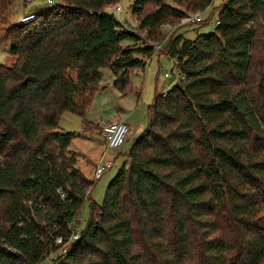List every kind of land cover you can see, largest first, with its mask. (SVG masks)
Wrapping results in <instances>:
<instances>
[{"label":"trees","instance_id":"trees-1","mask_svg":"<svg viewBox=\"0 0 264 264\" xmlns=\"http://www.w3.org/2000/svg\"><path fill=\"white\" fill-rule=\"evenodd\" d=\"M14 1L0 0V24ZM117 1L59 0L6 32L15 59L0 65V264H261L264 0H226L212 32L165 40L178 86L154 93L146 129L74 229L93 182L74 166L60 115L84 117L104 67L126 94L160 25L212 5L133 0L132 30L106 10Z\"/></svg>","mask_w":264,"mask_h":264},{"label":"rangeland","instance_id":"rangeland-1","mask_svg":"<svg viewBox=\"0 0 264 264\" xmlns=\"http://www.w3.org/2000/svg\"><path fill=\"white\" fill-rule=\"evenodd\" d=\"M59 0H55L58 3ZM171 3L170 0H165ZM226 0H212L210 8L205 10L188 11L187 14L200 13L201 21L183 25L180 19H171L167 23L175 28L176 33H181L187 39H193L197 34L210 33L216 25V8ZM133 0H118L115 4H120L122 11L117 13L109 11L120 22H127L128 28L135 30L138 27L136 15L131 11ZM114 4V5H115ZM155 6L148 4L143 16L147 11H151ZM52 4L45 0H15L7 12L4 24H0V65L10 66L15 56L9 53L10 40L6 38V32L14 23H18L23 15L44 12L50 10ZM177 20V21H176ZM166 23V22H165ZM179 26V27H178ZM138 32V30H136ZM143 37L142 32H138ZM167 36L160 33L157 43H162ZM129 41H122V45ZM166 42L160 48L163 52ZM154 52L146 59L143 69L133 68L128 78V87L126 94L122 95L112 85L113 75L106 67L101 69L102 81L99 86L101 89L92 96V100L84 113V117L74 115L69 112H63L58 119V127L61 131L74 133L75 136L68 147L69 155L75 157V167L93 184L90 189L88 199L84 201L79 211L76 222L73 224L75 230L84 228L89 218V201L100 205L105 197L108 183L115 176L126 160V154L131 146L132 140L137 138L144 131L148 124V105L151 103L155 92H165L171 88L179 78L174 59L168 57L164 52ZM168 76H164V74ZM107 80V82H104ZM102 82H104L102 84ZM121 119L132 127V133L129 138L117 149L106 150V157H116L114 165L98 180H94L92 173L96 161L103 150V137L99 125L102 123L113 122L115 119ZM83 120L85 122L83 125ZM99 124V125H98ZM51 258L42 260L39 264H50ZM187 264H191L188 263ZM264 264V261L261 263Z\"/></svg>","mask_w":264,"mask_h":264},{"label":"built area","instance_id":"built-area-1","mask_svg":"<svg viewBox=\"0 0 264 264\" xmlns=\"http://www.w3.org/2000/svg\"><path fill=\"white\" fill-rule=\"evenodd\" d=\"M46 3L49 4H55V0H45ZM107 11H115L117 13L122 11V7L120 4H115L109 7H106ZM36 14L30 13L23 15L18 21L20 24H27L36 19ZM201 21V14L200 13H194V14H186L185 16L180 18V24L183 25L187 22L190 23H195V22H200ZM123 28H128L127 22H121ZM218 21L216 20V24ZM160 29L165 33V36L167 38L174 32L175 28L171 27L167 23H162L160 25ZM165 38L162 43H157L155 42L153 44L154 52H157L160 50L161 45L165 42L167 39ZM176 65V64H175ZM177 68V66H176ZM177 71L179 73V78L181 77V74L177 68ZM164 76H168V74H164ZM178 78V79H179ZM177 79V81H178ZM100 127V132L103 137V150L101 151L98 160L96 161V164L93 168V179L98 180L102 174L106 171H108L115 162V157H106V150H117L129 137L131 133V128L130 126L124 122L123 120H118V121H113V122H108V123H102L99 125ZM63 196V194H61ZM78 236V231H73L71 235V239H76ZM57 243H60V238L56 239Z\"/></svg>","mask_w":264,"mask_h":264},{"label":"crops","instance_id":"crops-1","mask_svg":"<svg viewBox=\"0 0 264 264\" xmlns=\"http://www.w3.org/2000/svg\"><path fill=\"white\" fill-rule=\"evenodd\" d=\"M163 44H164V43H163ZM163 44H162V45H163ZM162 45H161V47H162ZM104 82H107V80H104ZM104 82H102V84H103ZM100 86L103 87V85H100ZM100 89H101V88L99 87L98 90H100ZM118 120H121V119L117 118V119H115L114 121H118ZM98 125H99V124H98ZM129 126H130V125H129ZM130 128H131V133H132V131H133V130H132V127L130 126ZM131 133H130V135H131ZM130 135H129V136H130ZM128 138H129V137H128Z\"/></svg>","mask_w":264,"mask_h":264},{"label":"water","instance_id":"water-1","mask_svg":"<svg viewBox=\"0 0 264 264\" xmlns=\"http://www.w3.org/2000/svg\"><path fill=\"white\" fill-rule=\"evenodd\" d=\"M174 86H178V84H177V83H175V84H174Z\"/></svg>","mask_w":264,"mask_h":264}]
</instances>
